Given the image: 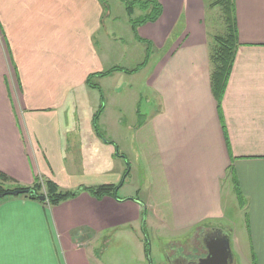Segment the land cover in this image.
Wrapping results in <instances>:
<instances>
[{
    "label": "crops",
    "instance_id": "crops-1",
    "mask_svg": "<svg viewBox=\"0 0 264 264\" xmlns=\"http://www.w3.org/2000/svg\"><path fill=\"white\" fill-rule=\"evenodd\" d=\"M157 2L158 20L136 30L143 42L130 26L133 43L149 53L166 49L145 85L156 95L155 114L137 126L134 116H106L104 106L96 120L102 139L94 124L100 96L86 79L113 68L124 52L117 15L105 0H0V173L13 182L8 190L52 182L75 192L123 182L124 191L137 142L155 176L154 194L143 201L118 192L120 201L81 192L55 207L23 195L0 200V264H98L95 246L111 233L138 246L142 261L147 238L139 232L156 221L168 235L170 264L197 263L212 233L228 241L233 264L241 242L248 264H264V0L233 1L236 46L219 98L210 61L217 35L205 20L208 10L215 25L218 8L206 0ZM121 74L136 73L110 78ZM103 79L93 83L101 88Z\"/></svg>",
    "mask_w": 264,
    "mask_h": 264
},
{
    "label": "rangeland",
    "instance_id": "rangeland-1",
    "mask_svg": "<svg viewBox=\"0 0 264 264\" xmlns=\"http://www.w3.org/2000/svg\"><path fill=\"white\" fill-rule=\"evenodd\" d=\"M212 1L213 0H206V3L210 4L212 3ZM105 2L108 5L110 11H112L113 14L117 15L118 17V35H120L119 37L120 39H122L120 40V44L122 45V50H124V52H121V56L116 59L114 64H112L111 66L131 70L136 69L140 67V65L145 61L146 47L144 45H141L142 43L140 44L136 41L134 43L132 42L133 39L132 36H130V24L128 23V17H126L127 15L125 13L122 2H120L119 0H105ZM207 12L208 13L205 20L209 34H212L213 36L217 35L218 37H223V35L226 33V27L223 21L218 19L219 15L221 14H219V9L218 11L213 12V15H215V17L217 18L212 17V20L213 18L216 19L215 25L212 26L210 22V13L212 12L208 10ZM139 16H142L140 12L134 13L133 18H138ZM180 31L181 26L176 28L173 38H175L178 33H180ZM165 50H151V52L149 53L151 56L149 60H147V68L144 71L137 72L135 75H132V77H126L121 74L119 75L121 77L113 76L111 78H104L102 81H100L102 95L104 98V105L106 106V116H116V112L124 114L123 116H126V120L127 118L129 119L134 116V120L136 121V125L138 126V124H140L141 121L143 122L144 118L146 119L147 117H149L151 113L153 115L155 114V110L157 107L154 100L156 98V95L150 89L146 88L145 85L148 77L152 72L153 67L158 63ZM95 96L98 98L97 92H95ZM132 99L135 102V108ZM81 113V116H87V107H85V109ZM108 135L109 137H111V131L108 132ZM144 140V138H141V141L143 142L140 143L142 144V146L145 145L146 149H148V145H146V141L144 142ZM137 146L138 148L136 150V154L134 155L135 166L133 169L132 180L129 183L128 187L125 186L124 191H119L118 194L121 196L131 195L143 201L146 197L151 195L153 196L154 194L153 190L155 189V176L152 167H147L145 158L142 156V148L139 152L138 142ZM148 165H150V163H148ZM1 187L3 188V190H8L9 184H3L1 185ZM41 193H45V190H41ZM153 201L157 204V210L159 211L162 202L156 201V198ZM233 222L235 224V227L237 228L239 224L238 220H234ZM153 225L155 226H153L150 231H145V233H142L141 231L139 232L143 239L144 237L147 238L144 245L145 249H147V252H145L144 260L141 261L139 255L140 253H138L137 250L138 246L134 244L127 245L124 240L113 237L111 233L107 235L104 240L101 237V239L95 246L94 257L96 258L98 264H170L165 254L167 249L166 243L168 241V238L166 236L168 235L163 234L159 230H155V227L159 226L158 221H156ZM226 225L229 226L230 224L226 223ZM230 228L232 229V227ZM241 248V255L243 256V258L242 256H240L239 259L235 258L234 264H248V250L245 244L243 246V242H241ZM231 250L232 252L235 251V246Z\"/></svg>",
    "mask_w": 264,
    "mask_h": 264
},
{
    "label": "trees",
    "instance_id": "trees-1",
    "mask_svg": "<svg viewBox=\"0 0 264 264\" xmlns=\"http://www.w3.org/2000/svg\"><path fill=\"white\" fill-rule=\"evenodd\" d=\"M122 2L125 13L128 17L129 24L131 29L136 37V30L138 27L143 26L148 23H155L161 15V7L158 4L157 0H147V1H140V0H119ZM234 0H213L212 3L209 5L210 9L218 8L222 14L224 19L226 33L223 37L216 36L214 38V45L211 51L210 61L214 67L213 73L211 74V88L213 90V94L215 97L219 98L223 92L225 83L228 79L230 69L233 63L234 58V48L236 46V29H235V22H234ZM134 9L140 10L143 15L139 18L132 19V13ZM136 40L139 42H143L138 37ZM145 43V42H144ZM149 48L145 51V61L140 65V67L133 69L131 71L125 70L120 67H113L105 72L93 74L87 77L86 85L99 93L100 96V105L98 107L97 112L94 115V124L96 129V134L104 139L103 135L100 133L98 126L96 125V120L98 116L101 115L104 109V98L102 95L101 88L93 83L95 78H106L110 77L113 73L122 72V73H137L147 62L149 57ZM110 144H112L110 142ZM119 157L123 158V155H119ZM125 172L123 175V181L128 177L130 171L129 162L125 160ZM13 183L9 178H7L4 174L0 173V200L9 197L8 192L9 190H3L1 185ZM123 185L121 182L120 185L117 186H100L97 188H86L80 189L75 192H63L58 189V187L52 182L45 183V193H41V186L35 185L32 188H16L12 191H20L21 194L28 199L31 200H38L40 196L44 197V201L42 203H46L51 207H55L62 202L71 200L76 198L81 192H87L95 199L99 200L102 197L110 196L120 201L117 197V192L120 187ZM147 252V249H145Z\"/></svg>",
    "mask_w": 264,
    "mask_h": 264
},
{
    "label": "water",
    "instance_id": "water-1",
    "mask_svg": "<svg viewBox=\"0 0 264 264\" xmlns=\"http://www.w3.org/2000/svg\"><path fill=\"white\" fill-rule=\"evenodd\" d=\"M21 194L20 191L8 192V196L16 197ZM40 202L44 201V197L40 196ZM231 251L229 243L226 239L208 248V255L204 259H200V264H227L231 259Z\"/></svg>",
    "mask_w": 264,
    "mask_h": 264
},
{
    "label": "flooded vegetation",
    "instance_id": "flooded-vegetation-1",
    "mask_svg": "<svg viewBox=\"0 0 264 264\" xmlns=\"http://www.w3.org/2000/svg\"><path fill=\"white\" fill-rule=\"evenodd\" d=\"M223 240H224V238L222 236H220L218 233L207 234L201 243V246L203 247V252H204L202 259L206 258V256L208 255V248L209 247H211L212 245H215L219 242H223ZM194 264H200V263L198 261L197 263H194ZM227 264H233L232 257L228 261Z\"/></svg>",
    "mask_w": 264,
    "mask_h": 264
}]
</instances>
